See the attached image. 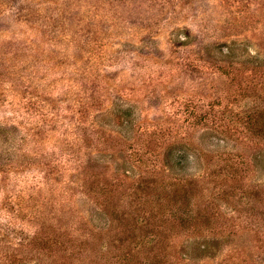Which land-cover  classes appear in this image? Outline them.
Wrapping results in <instances>:
<instances>
[{
  "label": "rangeland",
  "instance_id": "rangeland-1",
  "mask_svg": "<svg viewBox=\"0 0 264 264\" xmlns=\"http://www.w3.org/2000/svg\"><path fill=\"white\" fill-rule=\"evenodd\" d=\"M0 264H264V0H0Z\"/></svg>",
  "mask_w": 264,
  "mask_h": 264
}]
</instances>
